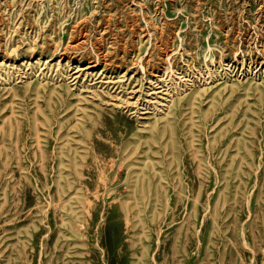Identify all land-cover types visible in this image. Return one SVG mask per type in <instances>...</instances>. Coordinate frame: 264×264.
Here are the masks:
<instances>
[{
    "label": "rangeland",
    "instance_id": "obj_1",
    "mask_svg": "<svg viewBox=\"0 0 264 264\" xmlns=\"http://www.w3.org/2000/svg\"><path fill=\"white\" fill-rule=\"evenodd\" d=\"M0 264H264V0H0Z\"/></svg>",
    "mask_w": 264,
    "mask_h": 264
}]
</instances>
